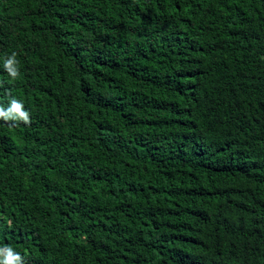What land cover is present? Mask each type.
Segmentation results:
<instances>
[{"label":"trees","instance_id":"obj_1","mask_svg":"<svg viewBox=\"0 0 264 264\" xmlns=\"http://www.w3.org/2000/svg\"><path fill=\"white\" fill-rule=\"evenodd\" d=\"M13 98L0 247L24 264H264V0H0Z\"/></svg>","mask_w":264,"mask_h":264},{"label":"clouds","instance_id":"obj_2","mask_svg":"<svg viewBox=\"0 0 264 264\" xmlns=\"http://www.w3.org/2000/svg\"><path fill=\"white\" fill-rule=\"evenodd\" d=\"M17 59L12 54L4 61V67L11 77L18 75ZM0 120L3 121H29V112L24 110V106L16 99H11L8 107H0ZM0 264H24V260L19 252L10 246L0 247Z\"/></svg>","mask_w":264,"mask_h":264}]
</instances>
